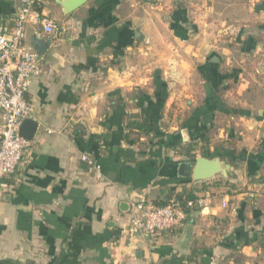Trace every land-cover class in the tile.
<instances>
[{"label":"crops","instance_id":"obj_1","mask_svg":"<svg viewBox=\"0 0 264 264\" xmlns=\"http://www.w3.org/2000/svg\"><path fill=\"white\" fill-rule=\"evenodd\" d=\"M19 7L0 0V27ZM43 12L61 42L25 29V44L48 48L26 96L37 132L0 178V259L264 264V0H86L68 15L46 0ZM131 116L139 137L128 135ZM189 143L195 158L228 164L227 178L179 176ZM183 190L205 206L128 243L127 195L155 204Z\"/></svg>","mask_w":264,"mask_h":264},{"label":"built area","instance_id":"obj_2","mask_svg":"<svg viewBox=\"0 0 264 264\" xmlns=\"http://www.w3.org/2000/svg\"><path fill=\"white\" fill-rule=\"evenodd\" d=\"M46 0H19L20 7L11 26L0 27V178H9L21 165L31 142L19 136L24 120L33 118V111L26 96L31 80L41 74V56L25 44V29L28 25L40 27L42 32L53 38V45H59L60 38L54 20L45 15ZM87 171L96 180L100 171L93 159L80 157ZM130 219L125 230L129 244L138 241L156 240L176 229L184 218V210L205 206L201 198L188 200L181 205L170 200L164 206H157L146 198L126 196ZM227 201L222 199L221 207Z\"/></svg>","mask_w":264,"mask_h":264},{"label":"water","instance_id":"obj_3","mask_svg":"<svg viewBox=\"0 0 264 264\" xmlns=\"http://www.w3.org/2000/svg\"><path fill=\"white\" fill-rule=\"evenodd\" d=\"M86 0H58V5L61 7L64 14L68 15L81 7ZM182 1V0H180ZM34 49L39 56L45 54L48 44L43 42L38 37H34ZM38 124L32 119H27L22 122L19 128V136L26 141H32ZM230 172V166L221 161L219 157L206 158L198 156L189 162H181L178 165V175L181 177H189L194 182H204L216 176L227 178ZM129 209L128 204H123ZM124 207V206H122Z\"/></svg>","mask_w":264,"mask_h":264},{"label":"trees","instance_id":"obj_4","mask_svg":"<svg viewBox=\"0 0 264 264\" xmlns=\"http://www.w3.org/2000/svg\"><path fill=\"white\" fill-rule=\"evenodd\" d=\"M126 129L128 131V135H134L135 137H139L145 130L142 129L141 123L136 120V118L133 116L128 118V121L126 123ZM209 139L208 136L205 135L203 142L208 143ZM195 144L194 143H189L187 145H184L180 148L182 155L185 157L190 158L191 160L195 159V155L192 154L194 151ZM206 153L203 152V155ZM195 196L192 195L191 193H188L186 191H181L178 194H171L168 196V200L166 202H159L155 203L157 206H164L166 205L170 200H176L178 201L181 205H184V203L188 200H194ZM0 264H34L32 261H26L25 263H20L17 261H13L11 259H0Z\"/></svg>","mask_w":264,"mask_h":264},{"label":"rangeland","instance_id":"obj_5","mask_svg":"<svg viewBox=\"0 0 264 264\" xmlns=\"http://www.w3.org/2000/svg\"><path fill=\"white\" fill-rule=\"evenodd\" d=\"M214 180H217V179H214Z\"/></svg>","mask_w":264,"mask_h":264}]
</instances>
